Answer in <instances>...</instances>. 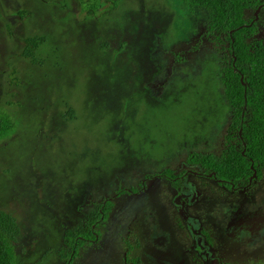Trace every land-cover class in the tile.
I'll return each mask as SVG.
<instances>
[{
	"label": "rangeland",
	"instance_id": "374dc122",
	"mask_svg": "<svg viewBox=\"0 0 264 264\" xmlns=\"http://www.w3.org/2000/svg\"><path fill=\"white\" fill-rule=\"evenodd\" d=\"M95 1L0 0V113L19 123L0 143V211L21 229L15 264H264V174L227 191L186 164L223 156L232 117L222 57L201 39L208 10H83ZM254 21L264 37V6ZM30 36L46 40L38 63L23 56ZM168 170H186L181 191ZM107 201L99 237L71 258L66 231Z\"/></svg>",
	"mask_w": 264,
	"mask_h": 264
},
{
	"label": "trees",
	"instance_id": "16d2710c",
	"mask_svg": "<svg viewBox=\"0 0 264 264\" xmlns=\"http://www.w3.org/2000/svg\"><path fill=\"white\" fill-rule=\"evenodd\" d=\"M83 2V10L95 12L101 5ZM193 6L209 12V21L202 40H207L223 60L224 95L232 112L226 130L223 156L191 153L187 167L198 176L210 177L227 191H242L264 174V37H255V13L264 0H189ZM99 6V7H98ZM114 9L118 8L114 3ZM253 14V16H249ZM201 40V42H202ZM46 40L43 37L26 38L23 56L38 63L37 53ZM19 123L10 113H0V143L12 137ZM183 173L168 170L161 175L172 190H182ZM251 183V184H250ZM123 194L125 192H122ZM113 202L101 203L95 214L85 217L74 229L65 233L76 258L79 248L99 237L98 228L109 220ZM21 229L10 214L0 211V264H15V240Z\"/></svg>",
	"mask_w": 264,
	"mask_h": 264
},
{
	"label": "water",
	"instance_id": "95a60500",
	"mask_svg": "<svg viewBox=\"0 0 264 264\" xmlns=\"http://www.w3.org/2000/svg\"><path fill=\"white\" fill-rule=\"evenodd\" d=\"M264 5L260 6L259 9L256 11L255 15H256V19L259 17V13L261 11V9L263 8ZM257 173L255 172L254 176L251 179V183L253 182L254 178L256 177ZM250 183V184H251Z\"/></svg>",
	"mask_w": 264,
	"mask_h": 264
}]
</instances>
